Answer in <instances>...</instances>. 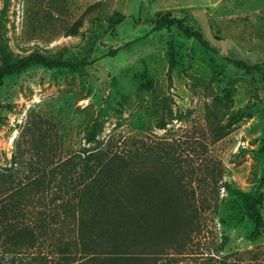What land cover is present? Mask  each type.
I'll return each mask as SVG.
<instances>
[{
	"label": "rangeland",
	"instance_id": "rangeland-1",
	"mask_svg": "<svg viewBox=\"0 0 264 264\" xmlns=\"http://www.w3.org/2000/svg\"><path fill=\"white\" fill-rule=\"evenodd\" d=\"M118 15L124 20L112 29ZM168 16L201 32L218 55L163 28ZM0 21L15 60L93 62L78 71L32 66L5 79L0 199L116 130L168 138L195 165L216 160L223 169L219 198L207 193L202 232L180 264H264V232L244 210L246 199H259L264 217V80L219 58L264 68V0H0ZM162 114L173 121L158 130ZM73 252L67 263L41 248L34 263L81 264Z\"/></svg>",
	"mask_w": 264,
	"mask_h": 264
},
{
	"label": "trees",
	"instance_id": "trees-1",
	"mask_svg": "<svg viewBox=\"0 0 264 264\" xmlns=\"http://www.w3.org/2000/svg\"><path fill=\"white\" fill-rule=\"evenodd\" d=\"M123 20L116 16L111 28ZM162 27H176L207 53L217 54L184 20L168 16ZM219 58L233 70L257 73L264 80L262 65ZM92 64L39 55L15 60L0 21V113L7 77L32 66L78 71ZM172 121L162 114L155 127L165 130ZM212 136L217 140V133ZM94 140L90 134L88 143ZM191 159L171 139L114 131L101 144L73 154L0 199V264H35L41 248L62 254L67 263L77 249L84 257L81 264H180L193 235L202 232L200 207L211 208L207 193L215 201L223 187L218 161L204 159L195 165ZM244 210L249 222L264 232L260 200L246 199ZM202 264L228 263L211 259Z\"/></svg>",
	"mask_w": 264,
	"mask_h": 264
}]
</instances>
